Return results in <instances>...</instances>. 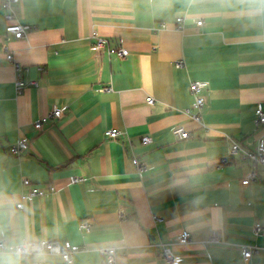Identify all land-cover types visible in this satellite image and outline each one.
<instances>
[{
    "label": "crops",
    "instance_id": "1",
    "mask_svg": "<svg viewBox=\"0 0 264 264\" xmlns=\"http://www.w3.org/2000/svg\"><path fill=\"white\" fill-rule=\"evenodd\" d=\"M14 9L6 21L0 2V57L7 47L27 68L22 80L38 86L18 94L14 66L2 60L0 210L43 240L80 246L72 264H101L100 250L111 247L117 264H165L161 244L183 231L192 243L173 246L180 264H264V232L255 234L264 227V172L247 182L250 163L230 157L231 139L248 150L264 140L255 114L264 112V16L242 0H23ZM17 23L31 27L23 39L6 32ZM93 32L129 55L93 52ZM196 81L208 83L201 124L184 112ZM54 107L62 117L36 131ZM179 125L188 140L173 135ZM110 129L121 138L105 137ZM22 138L29 148L17 158L10 148ZM133 158L148 167L142 178ZM23 179L55 192L18 210ZM214 232L219 243L206 247ZM242 246L257 248L249 262Z\"/></svg>",
    "mask_w": 264,
    "mask_h": 264
},
{
    "label": "built area",
    "instance_id": "2",
    "mask_svg": "<svg viewBox=\"0 0 264 264\" xmlns=\"http://www.w3.org/2000/svg\"><path fill=\"white\" fill-rule=\"evenodd\" d=\"M23 0H0L1 6L3 10L6 12L5 19L6 21L12 22L16 20V12L14 7L19 5ZM186 22V18H178L176 20L177 29L182 31ZM204 25V21L201 18L196 19V26L198 28ZM165 26H163L164 28ZM31 31V27L29 25H21V24H11L6 28V32L8 36L14 37L15 39H23L28 33ZM92 39L94 40L93 45L91 46V50L95 53H99L100 51H107L110 56L115 55L119 58H125L129 55V52L123 48L116 49L111 48L108 45L107 40L98 36L96 32H93ZM5 60L7 63L12 64L14 66L16 72V89L17 93L21 94L23 90L28 86H38L36 81L24 82L22 80V73L27 71V68H23L21 65L17 64L14 60L13 54L9 51V49L5 48V56L4 58L0 57V64L2 60ZM185 65L183 62H178L176 64L177 68H183ZM208 87L207 82H191L189 86V91L194 99L193 104L190 108L186 109L185 114L197 123H202V112L203 108L206 105V97L204 95L205 90ZM147 102L149 105H153L155 100L153 98H148ZM65 109L54 107L51 112L37 120L34 123V128L36 131H41L47 126L51 120L59 119L64 114ZM256 114V124L258 127L264 125V112L258 107L255 111ZM173 135L177 140L184 141L188 140L190 134L184 126L179 125L175 126L172 130ZM105 137L118 140L121 138L122 134L116 129H110L104 132ZM232 149L230 157L239 156L245 161H248L251 165L250 172L246 175L245 181L254 182L259 179L260 171L264 172V140H259L258 144L253 150H248L240 146V144L234 140H232ZM152 142V139L149 137H145L142 140V143L148 145ZM29 148L28 141L26 139H19L11 148L10 154L17 158H20ZM134 164L136 166L138 176L142 178L147 172L148 167L146 163L141 161L138 158H133ZM87 181L85 177H72L70 182L72 184L84 183ZM22 186L28 189V192L23 196V201L17 204V209L23 211L25 208V201H31L35 198H42L46 196L48 193H54L55 189L51 186V188L43 189L38 186H34L29 179H23ZM80 230L84 233L91 232V226L89 223H82L80 225ZM264 232V227L262 224H256L255 226V234L260 236ZM45 247V255L49 256H58L62 259L65 264H72L74 261V256L79 253L82 248L80 246H76L71 244L70 242H58V241H47ZM220 241V236L217 232H214L209 240L205 243V246H210L212 244H217ZM192 243V236L188 231L181 232L175 241L172 244H161L162 248V260L165 264H180L181 259L175 254L173 250V246H188ZM102 260L101 264H117V249L116 248H104L100 250ZM257 252V248L255 247H247L242 246L241 254L245 262H249L253 255ZM44 255V256H45Z\"/></svg>",
    "mask_w": 264,
    "mask_h": 264
},
{
    "label": "clouds",
    "instance_id": "3",
    "mask_svg": "<svg viewBox=\"0 0 264 264\" xmlns=\"http://www.w3.org/2000/svg\"><path fill=\"white\" fill-rule=\"evenodd\" d=\"M194 2V0H193ZM252 6L255 14L264 16V0H242ZM46 242L33 234L22 216L0 210V264H45Z\"/></svg>",
    "mask_w": 264,
    "mask_h": 264
}]
</instances>
